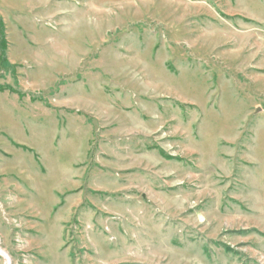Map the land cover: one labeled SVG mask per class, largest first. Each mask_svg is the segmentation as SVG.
<instances>
[{"label": "rangeland", "instance_id": "obj_1", "mask_svg": "<svg viewBox=\"0 0 264 264\" xmlns=\"http://www.w3.org/2000/svg\"><path fill=\"white\" fill-rule=\"evenodd\" d=\"M0 20V264H264V0Z\"/></svg>", "mask_w": 264, "mask_h": 264}, {"label": "trees", "instance_id": "obj_2", "mask_svg": "<svg viewBox=\"0 0 264 264\" xmlns=\"http://www.w3.org/2000/svg\"><path fill=\"white\" fill-rule=\"evenodd\" d=\"M6 24L0 20V65L1 68L11 67L8 60V39L6 33ZM245 233V232H244Z\"/></svg>", "mask_w": 264, "mask_h": 264}]
</instances>
